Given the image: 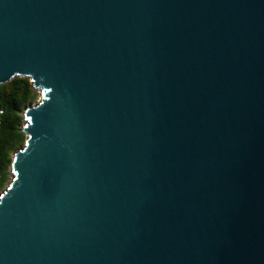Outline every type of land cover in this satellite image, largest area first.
Listing matches in <instances>:
<instances>
[{
    "label": "water",
    "instance_id": "water-1",
    "mask_svg": "<svg viewBox=\"0 0 264 264\" xmlns=\"http://www.w3.org/2000/svg\"><path fill=\"white\" fill-rule=\"evenodd\" d=\"M14 77L0 264H264V0H0Z\"/></svg>",
    "mask_w": 264,
    "mask_h": 264
},
{
    "label": "trees",
    "instance_id": "trees-1",
    "mask_svg": "<svg viewBox=\"0 0 264 264\" xmlns=\"http://www.w3.org/2000/svg\"><path fill=\"white\" fill-rule=\"evenodd\" d=\"M38 96V90L26 77H14L0 85V189L9 178L14 152L26 138L21 130L24 110Z\"/></svg>",
    "mask_w": 264,
    "mask_h": 264
},
{
    "label": "rangeland",
    "instance_id": "rangeland-1",
    "mask_svg": "<svg viewBox=\"0 0 264 264\" xmlns=\"http://www.w3.org/2000/svg\"><path fill=\"white\" fill-rule=\"evenodd\" d=\"M38 100H39V96L36 98V100H35L34 103H36ZM19 148H20V147H19ZM9 180H10V175H9V178H8L6 184L0 189V191H2V189L8 184Z\"/></svg>",
    "mask_w": 264,
    "mask_h": 264
}]
</instances>
